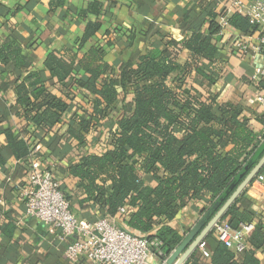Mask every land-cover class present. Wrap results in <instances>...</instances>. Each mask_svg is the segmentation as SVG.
Wrapping results in <instances>:
<instances>
[{"label":"trees","instance_id":"1","mask_svg":"<svg viewBox=\"0 0 264 264\" xmlns=\"http://www.w3.org/2000/svg\"><path fill=\"white\" fill-rule=\"evenodd\" d=\"M64 4L65 0L51 2L58 9ZM208 8L195 18H184L193 31L183 40H171L162 52H151L137 64L126 62L116 70L104 62L100 46L77 56L101 28L98 20L88 21L81 40L47 55L44 69L50 76L48 82L40 71L25 68L28 61L17 41L0 38V66L12 63L22 71L11 84L19 124L15 130H3L0 122V134L6 138V145L0 146V161L11 156L23 162L27 171L37 134L52 132L54 143H76L80 155L71 159L67 171L77 183L71 191L61 186L71 211L74 213V203L79 207L88 204L96 207L101 217L117 215L128 234L159 242L158 247H152L155 255L159 249L169 254L181 242L172 222L187 204H213L244 173L241 182L264 154L263 109L220 102L211 89L222 76L224 55L214 43L221 31L216 20L222 14ZM4 12L0 5V17ZM87 15L99 18L101 3H88L77 17L86 20ZM203 17L210 20L206 32L201 33L196 27ZM228 25L244 35L258 31L237 14L228 18ZM183 51L188 56L180 65ZM253 82L261 86L262 81ZM66 115L70 116L67 121ZM256 124L261 128L258 131L252 126ZM92 133L97 137L94 147L87 144ZM263 172L264 168L259 174ZM238 199L221 221L232 229L254 225L245 238L247 248L238 256L217 241L209 264H259L254 252L264 247V223L255 222ZM121 208L125 209L123 215ZM185 264L207 263L195 251Z\"/></svg>","mask_w":264,"mask_h":264},{"label":"crops","instance_id":"2","mask_svg":"<svg viewBox=\"0 0 264 264\" xmlns=\"http://www.w3.org/2000/svg\"><path fill=\"white\" fill-rule=\"evenodd\" d=\"M93 1L101 3L102 15L99 18L87 15L86 20L79 19L77 14ZM232 1L237 0H65L64 6L58 9L51 5L53 0H0V5L5 10L0 17V38L2 41L11 38L17 41L22 57L28 61L25 68L40 71L43 80L48 82L50 76L44 69L47 55L50 52H60L81 40L88 21L98 20L101 28L77 52V56L81 58L90 48L100 46L104 50V62L116 70L126 62L137 64L140 57L151 52H162L165 44L171 40H183L185 35L193 31L184 22L186 16L195 18L207 6L214 14H221L224 7ZM241 1L246 3V0ZM229 14V17L239 15L235 11ZM239 16L244 17L241 14ZM209 20L210 18L203 17L197 30L206 32ZM216 21L218 23L219 18ZM116 28L118 32L115 31ZM258 35L259 32L244 35L228 25L214 38V43L224 55L222 76L211 88L219 96L220 102L235 103L243 109L262 110L255 98L264 92V77L261 79V86H258L253 82L252 75L254 69L264 70V53L254 57L243 56L232 50L228 43L232 37L250 36L254 41ZM107 41L111 43L107 44ZM187 56L185 51L180 54V65L184 64ZM20 75L21 69L12 63L6 67L0 66V122L3 130L18 128L16 95L11 84ZM52 93L62 97L57 90H52ZM69 117L66 115L64 119L67 121ZM252 126L256 131L261 129L260 125ZM95 135L92 133L87 137V144L91 147L97 142ZM53 136L52 132L47 136L37 134L38 143L33 149L34 156L39 160L40 170L50 171L66 191H71L77 181L69 176L67 166L80 152L76 143H54ZM5 145L6 138L0 134V146ZM29 158L31 159L30 156ZM26 173L20 160L4 156L0 161V264H88L83 260L69 262L64 256L67 243L60 242L56 234L49 235L41 223L26 216L19 202V190L25 187ZM238 200L239 205L248 207L255 222L258 220L264 223V182H251ZM211 206L212 204L206 205L204 201H191L187 204V208L171 225L179 233L181 240ZM72 209L80 221L90 220L92 217L108 218L114 220L116 227L123 230L125 228L119 216L101 217L103 215L99 210L88 204L79 207L74 203ZM210 234L196 250L201 261L207 264L217 246L215 233L211 231ZM202 251L209 256L204 258ZM159 259L154 255L150 264H161ZM254 259L259 264H264V247L254 252Z\"/></svg>","mask_w":264,"mask_h":264},{"label":"built area","instance_id":"3","mask_svg":"<svg viewBox=\"0 0 264 264\" xmlns=\"http://www.w3.org/2000/svg\"><path fill=\"white\" fill-rule=\"evenodd\" d=\"M232 11L247 18L249 24L259 32L254 41L250 36L229 38L228 43L232 50L248 57L264 53V0H246V3L237 0L226 5L218 21L220 34L228 26L229 13ZM254 70L252 78L255 82H261L264 70ZM255 102L264 110V92L255 98ZM260 137L259 140L262 141ZM30 157V166L25 176L26 184L19 190V202L28 218L41 223L49 235L56 234L60 242L67 243L64 256L69 262L83 260L88 264H150V259L155 255L152 247H158L159 242H148L128 234L116 227L112 219L80 221L71 211L61 190L60 181L50 171L40 170L34 152ZM254 180L262 184L264 174H258ZM119 213L125 214V209H119ZM253 229L254 225L250 223L232 229L227 223L220 221L212 231L225 248L240 254L246 250L245 238ZM202 256L207 258L209 255L202 251Z\"/></svg>","mask_w":264,"mask_h":264},{"label":"water","instance_id":"4","mask_svg":"<svg viewBox=\"0 0 264 264\" xmlns=\"http://www.w3.org/2000/svg\"><path fill=\"white\" fill-rule=\"evenodd\" d=\"M249 165L250 164L246 166L245 171L250 167ZM263 168L264 154L241 182L240 179L244 173L229 185L224 194L212 204L204 217L190 230L183 240H181L178 246L169 254L162 264H185L188 258L200 247L202 241L213 230L215 224L221 221L226 211L232 206L236 199L244 193V190L254 181L255 177Z\"/></svg>","mask_w":264,"mask_h":264},{"label":"rangeland","instance_id":"5","mask_svg":"<svg viewBox=\"0 0 264 264\" xmlns=\"http://www.w3.org/2000/svg\"><path fill=\"white\" fill-rule=\"evenodd\" d=\"M171 252H172V251H171ZM171 252H170V253H171ZM159 253H160V254H159ZM170 253H169V254H170ZM169 254H167V253H165V251L159 249V250L157 251V254L155 255V257L159 258L157 255H160V256L162 255V259H159V260L161 261V264H162V263L167 259V257L169 256Z\"/></svg>","mask_w":264,"mask_h":264}]
</instances>
